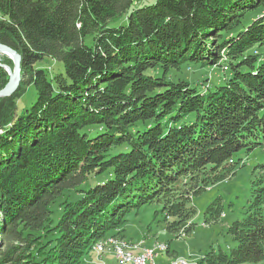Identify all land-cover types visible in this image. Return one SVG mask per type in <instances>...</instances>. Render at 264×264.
<instances>
[{"label":"trees","instance_id":"16d2710c","mask_svg":"<svg viewBox=\"0 0 264 264\" xmlns=\"http://www.w3.org/2000/svg\"><path fill=\"white\" fill-rule=\"evenodd\" d=\"M135 1L0 0V43L21 55L22 74L0 98V264H81L153 202L187 235L194 195L264 146V0ZM0 57L2 89L14 61ZM46 57L62 70L38 65ZM194 63L221 67L225 83L201 91L168 78ZM229 232V253L196 264L264 261V162Z\"/></svg>","mask_w":264,"mask_h":264},{"label":"rangeland","instance_id":"374dc122","mask_svg":"<svg viewBox=\"0 0 264 264\" xmlns=\"http://www.w3.org/2000/svg\"><path fill=\"white\" fill-rule=\"evenodd\" d=\"M154 2L156 0L135 1L138 5ZM126 22L127 20L123 16L110 22V25H118ZM52 60L46 57L38 65H42L43 67L52 66L54 67V72L62 70V63L59 61L56 63ZM51 74L52 71H49V75ZM225 76L221 67L194 63L185 65L181 69H173V72L168 75V78H173L175 81L180 79L190 81L192 86L204 91L206 85H210V88L214 89L216 85L225 83ZM34 99L35 90L31 86L26 95L19 99V111L30 106ZM115 150L118 149L116 148ZM238 154L239 158H242L243 161L237 166L235 174L207 187L200 193L195 194L192 198L191 203L195 205L197 211L194 217L196 224L192 232L187 235L182 234L178 236L176 233L169 231L166 227L165 213L161 211L163 208L162 204L153 202L143 205L140 208L132 209L127 214L124 231L126 240L142 243L144 239L149 245H153L152 247L170 243L172 255L179 256L177 259L180 262L182 258L185 259L183 261L184 264H196L210 250H214L215 252L223 250L229 253L236 245V242L229 232V226L233 221L240 220L245 216L251 199L252 181L257 172V165L264 162V146H257L250 151L241 150ZM217 198H221L222 213L218 220L211 219L206 221L208 205ZM53 209L55 210L53 218L56 222L61 216V209L57 205H54ZM156 211H158L157 215ZM116 231L111 230L110 233ZM113 245L115 246L116 243L113 242L110 247H114ZM116 246L113 248V251L116 249ZM93 249L97 252L99 250H105V242L103 240L98 241ZM104 254L105 252L99 256L102 259L98 261L97 255L91 253L87 257L89 261L87 262L84 258L85 261L81 264H120L114 253L107 255L106 258H103ZM92 256L95 259H91ZM157 261L160 262L159 259ZM240 264H264V261L259 263L243 262Z\"/></svg>","mask_w":264,"mask_h":264},{"label":"built area","instance_id":"2783aa9c","mask_svg":"<svg viewBox=\"0 0 264 264\" xmlns=\"http://www.w3.org/2000/svg\"><path fill=\"white\" fill-rule=\"evenodd\" d=\"M110 240H119L121 248L129 249V256H116L120 264H167L159 263L157 261L158 251L165 250L166 245L160 244L156 247H143L141 243H130L123 239L111 236L103 240L105 242V250H99L98 253L102 254L106 251H113V247H110ZM185 261L182 258L181 263Z\"/></svg>","mask_w":264,"mask_h":264},{"label":"water","instance_id":"95a60500","mask_svg":"<svg viewBox=\"0 0 264 264\" xmlns=\"http://www.w3.org/2000/svg\"><path fill=\"white\" fill-rule=\"evenodd\" d=\"M0 53L7 54L14 61V68H10L8 65H4L8 71L10 78L8 83L0 89V98L7 97L13 94L18 88L21 81V55L10 46L0 43ZM1 60V59H0Z\"/></svg>","mask_w":264,"mask_h":264},{"label":"crops","instance_id":"0c3cea01","mask_svg":"<svg viewBox=\"0 0 264 264\" xmlns=\"http://www.w3.org/2000/svg\"><path fill=\"white\" fill-rule=\"evenodd\" d=\"M124 239H126V238H124ZM129 241H131V240H129ZM158 242V241H157ZM156 242V243H157ZM142 244H143V246H147V247H151V246H153V245H149V243L147 242V241H145L144 239L142 240ZM112 252H106L105 254H104V256H103V258H106L107 257V255H109V254H111ZM94 255H96V253L94 252ZM161 255H163V256H161ZM160 256H159V260H160V262L161 263H163V262H168V261H170V260H174V259H176V258H178L179 256H173L172 255V252H171V244L169 243V244H167V249L163 252V254H161ZM97 258H98V261H100V259H102L101 257H99V256H97ZM91 259H95L93 256L91 257ZM86 261L88 262L89 261V258H86Z\"/></svg>","mask_w":264,"mask_h":264},{"label":"bare ground","instance_id":"6f19581e","mask_svg":"<svg viewBox=\"0 0 264 264\" xmlns=\"http://www.w3.org/2000/svg\"><path fill=\"white\" fill-rule=\"evenodd\" d=\"M113 242L116 243V245H117V246L115 245L116 249L114 250V255H116V256H129V249L128 248H121V243H119V240H110V246ZM100 245H102V244H100ZM115 246L113 248H115ZM167 264H184V262L181 263L180 261H178V259H174L172 261L167 262Z\"/></svg>","mask_w":264,"mask_h":264}]
</instances>
